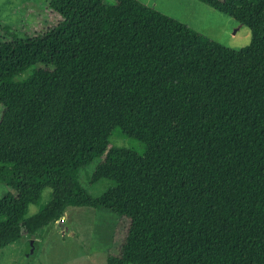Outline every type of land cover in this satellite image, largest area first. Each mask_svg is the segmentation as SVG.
Here are the masks:
<instances>
[{"label": "trees", "instance_id": "16d2710c", "mask_svg": "<svg viewBox=\"0 0 264 264\" xmlns=\"http://www.w3.org/2000/svg\"><path fill=\"white\" fill-rule=\"evenodd\" d=\"M199 1L252 43L228 47L140 0H50L54 27L0 38V182L15 191L0 199V252L86 206L131 220L108 264H264V0ZM176 104L179 120L139 133L142 150L112 144ZM62 135L78 149L51 144ZM97 157L92 182L112 185L94 196L80 172Z\"/></svg>", "mask_w": 264, "mask_h": 264}, {"label": "rangeland", "instance_id": "374dc122", "mask_svg": "<svg viewBox=\"0 0 264 264\" xmlns=\"http://www.w3.org/2000/svg\"><path fill=\"white\" fill-rule=\"evenodd\" d=\"M161 12L180 20L193 29L223 43L242 49L252 43V31L247 25L229 15L220 13L199 0H140ZM50 0H0V38L13 41L30 38L54 27L61 15L49 7ZM113 6L116 0H106ZM99 23L107 28L113 24V10L105 9L99 15ZM36 64L26 70L18 79L29 76ZM4 106L0 104V118ZM182 116L179 104L173 105L169 113L158 121L146 124L131 136H125L117 129L112 144L142 150L135 139L139 133L166 122H175ZM65 151L77 150L78 146L65 135L51 142ZM97 157L80 172V183L90 194L97 196L112 185L109 180L92 182V176L102 162ZM51 189L44 191L40 204H32L29 215L35 214L51 199ZM15 191L0 182V199ZM64 221L58 220L42 229L35 239L24 233L23 237L0 252V264H108L109 255L120 252L130 225V218L120 216L105 208L72 206L64 214ZM33 242V243H32Z\"/></svg>", "mask_w": 264, "mask_h": 264}, {"label": "water", "instance_id": "95a60500", "mask_svg": "<svg viewBox=\"0 0 264 264\" xmlns=\"http://www.w3.org/2000/svg\"><path fill=\"white\" fill-rule=\"evenodd\" d=\"M241 25H242V24H241ZM32 238L35 239V235H34V234L32 235ZM32 243H33V242H32Z\"/></svg>", "mask_w": 264, "mask_h": 264}, {"label": "built area", "instance_id": "2783aa9c", "mask_svg": "<svg viewBox=\"0 0 264 264\" xmlns=\"http://www.w3.org/2000/svg\"><path fill=\"white\" fill-rule=\"evenodd\" d=\"M61 221H64V218H62Z\"/></svg>", "mask_w": 264, "mask_h": 264}]
</instances>
